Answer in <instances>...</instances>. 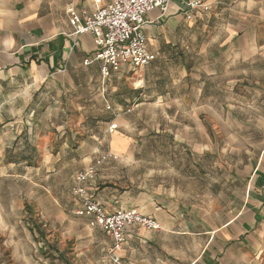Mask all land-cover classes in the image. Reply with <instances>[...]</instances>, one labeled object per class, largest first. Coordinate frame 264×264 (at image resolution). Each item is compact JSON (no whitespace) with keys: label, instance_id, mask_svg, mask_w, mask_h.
Listing matches in <instances>:
<instances>
[{"label":"crops","instance_id":"0c3cea01","mask_svg":"<svg viewBox=\"0 0 264 264\" xmlns=\"http://www.w3.org/2000/svg\"><path fill=\"white\" fill-rule=\"evenodd\" d=\"M188 1L170 0L163 13L154 9L146 14L144 33L147 48L155 55L152 62L137 70L122 65L103 79L98 61L84 64L95 53L92 33H75L70 24L69 11L80 17L89 15L96 9L92 0H0V117L5 123L10 119L33 121L31 128L25 126L7 142V153L22 141L29 152H21L25 155L21 161L34 163L38 156V168L64 172L63 184L69 192L77 172L105 157L95 178L86 184L89 192L108 212L129 208L158 224L155 229L126 227L124 242L114 251L119 258L115 263L109 235L89 227V219L81 216L85 227L80 237L87 240L77 247L79 260L86 256L81 251L84 243L95 249V264H264V146L245 180L242 196L235 194V202L199 203L197 162H187V167L194 168L193 175L185 176L195 182L191 192L175 186L170 175L166 180L159 175L158 182L151 175L135 181L117 172L124 162H130L137 146L132 134L119 131L126 143L112 145V134L119 128L109 132L112 122L129 124L142 113L199 119L200 110L192 98L184 101L187 110L172 108L167 86L162 85L168 71L161 65L170 62L167 57L181 62L178 84L192 74V68L181 60L184 53L169 45L177 44L184 28L199 24L205 17L214 31L218 28L216 31L222 33V46L228 48L234 61L259 57L263 61L259 66L264 69V0H209L206 11L195 9L187 18ZM106 2L102 0V4ZM71 121H78L96 141L86 149L89 154L79 159L70 153L80 149L71 144ZM88 123L102 126L93 132ZM30 130L36 134L32 139ZM19 162L18 157L6 160L8 164ZM108 167L116 170L111 176L106 173ZM32 200L38 211H44L38 200ZM70 200L75 211L72 194Z\"/></svg>","mask_w":264,"mask_h":264},{"label":"rangeland","instance_id":"374dc122","mask_svg":"<svg viewBox=\"0 0 264 264\" xmlns=\"http://www.w3.org/2000/svg\"><path fill=\"white\" fill-rule=\"evenodd\" d=\"M213 27L203 17L199 24L183 29L177 44H169L184 53L181 60L192 68L191 76L183 82L178 84L181 66L178 58L167 57L170 62L161 65L168 71L162 85L167 86L166 97L171 107L184 111L188 108L184 101L192 98L200 110L199 119L142 113L129 124L115 121L119 128L111 138L112 145H121L126 140L119 132L133 135L136 151L130 162H124L117 172L135 181L151 175L158 182L159 175L161 180L170 175L171 182L184 192L195 191V182L187 181L185 176L194 173L187 162L192 165L197 162L198 200L205 205L235 202V194L242 196L245 180L252 174L251 167L264 146V69L259 66L262 59L234 61L228 55V48L222 46V33ZM32 123L20 119L5 123L0 117V264H95V249L84 243L81 251L86 256L77 258L80 241L87 240L80 237L85 223L73 211L71 191L63 184L64 172L38 168V156L37 162L23 163L21 152H29V147L22 141L7 153V142L13 141L25 126L31 128ZM78 123L71 121L69 131L74 133L73 149L80 147L70 152L76 159L89 154L86 149L96 143L92 133L83 131ZM88 126L96 132L102 125L88 123ZM30 135L32 139L36 134L30 130ZM109 138L110 134L105 145ZM13 157H18L19 164L6 163ZM108 166L114 168V164ZM115 171L108 167L106 173L111 176ZM32 198L39 201L44 211H38Z\"/></svg>","mask_w":264,"mask_h":264},{"label":"built area","instance_id":"2783aa9c","mask_svg":"<svg viewBox=\"0 0 264 264\" xmlns=\"http://www.w3.org/2000/svg\"><path fill=\"white\" fill-rule=\"evenodd\" d=\"M96 9L89 15H77L69 11L70 24L75 33L91 32L94 38L95 53L92 61L100 63V73L103 79L108 78L112 71H117L122 65H129L137 70L145 67L155 59V55L147 48L144 26L145 16L154 9L162 13L167 9L170 0H92ZM209 0H189L186 17L190 18L195 9H208ZM109 107H107L108 109ZM117 124L111 123L108 131L116 129ZM105 157L98 159L85 170L77 172L72 178L71 194L75 198L77 216L87 217L91 228L105 231L112 241L113 261L119 258L114 254L124 242V229L128 226L139 225L147 229L158 228L157 222L141 212L133 209H117L106 211L86 187L97 172V167Z\"/></svg>","mask_w":264,"mask_h":264},{"label":"trees","instance_id":"16d2710c","mask_svg":"<svg viewBox=\"0 0 264 264\" xmlns=\"http://www.w3.org/2000/svg\"><path fill=\"white\" fill-rule=\"evenodd\" d=\"M24 156H25V155H22V156H21V160H23V159H24ZM26 162H30V163H31V161H29V160H28V161H26ZM30 212H31V211H30ZM36 227L39 229V226H38V225H37Z\"/></svg>","mask_w":264,"mask_h":264}]
</instances>
